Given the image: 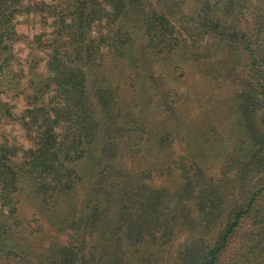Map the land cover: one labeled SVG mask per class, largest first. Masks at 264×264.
I'll return each mask as SVG.
<instances>
[{
	"label": "trees",
	"instance_id": "obj_1",
	"mask_svg": "<svg viewBox=\"0 0 264 264\" xmlns=\"http://www.w3.org/2000/svg\"><path fill=\"white\" fill-rule=\"evenodd\" d=\"M20 15L41 31L19 33ZM212 45L248 75L219 135L203 100L215 89L162 80L216 70ZM10 93L26 101L20 113ZM195 100L199 120L179 133L176 101ZM5 123L29 146L10 142ZM175 171L176 192L156 184ZM25 191L38 199L33 219L46 215L64 244L27 242ZM178 233L175 264H264V0H0V264H150Z\"/></svg>",
	"mask_w": 264,
	"mask_h": 264
},
{
	"label": "rangeland",
	"instance_id": "obj_2",
	"mask_svg": "<svg viewBox=\"0 0 264 264\" xmlns=\"http://www.w3.org/2000/svg\"><path fill=\"white\" fill-rule=\"evenodd\" d=\"M16 27L19 33L24 34L28 36V38H30L34 34L39 33L43 26L37 16L27 17L25 15H20L17 18ZM210 48L215 49L217 56H220L214 61L217 67L216 70L212 69L213 66L206 65V70L204 67V70L203 68H199L200 71L190 72L186 79H183L182 77L177 75V79L173 81L170 80L166 75L165 77H162V80L167 87H175V90L180 93L186 92L189 89H215L212 92V96L205 94L203 90L202 93H204L203 100L208 105H205L204 109L207 111L209 119L210 112L212 111V122L221 125V127L217 129L216 133L217 135H219L224 128L225 119H228L226 118L227 116L225 117L222 114L223 110L227 107V105L230 106L231 103L229 99L234 97V95L237 93V90L240 89V81L243 79L248 80V75L246 74V72L244 73V70L246 68L244 60L243 64H241L239 60H237V54L232 53V51L228 47L220 50L219 46L212 45L210 46ZM14 50L16 51L17 56L20 59L21 66L25 71H27L29 69V64L27 62L29 48L27 44L22 41L17 42L14 44ZM38 54L44 60V54L40 52H38ZM227 59H229V61ZM43 60L39 64V67L42 70L44 69ZM220 68L222 70H220L219 73H215ZM26 77H28V74H26ZM4 99L15 105L14 111L16 113H20V111L25 107L26 104V101L23 97H14L12 93L6 95ZM221 99H223L224 102H221ZM176 108L177 114L175 113V115L173 116L172 122L178 128L179 133H181V130L184 131L187 125L190 124L191 120H194L193 125L194 122H197L199 120L197 118V114L199 113L200 106L197 105L196 100L193 102L191 101L190 106L187 108L181 105V102L176 101ZM226 110H228V107L226 108ZM2 129L4 135L10 142L16 143L23 147L29 146V143L24 137V130L17 123H5ZM223 136H229L227 130L226 133L223 134ZM176 146L178 149H180L178 144H176ZM207 173L208 177L212 178L216 176L212 171H208ZM173 175L174 176L168 180L164 178L156 179V184H162L171 192H176L181 183L179 178L181 174L179 171H175V174ZM76 188L77 189L74 192V199H72L75 201V203H77V205H79V209L82 205V197L85 186L80 184ZM20 201V208L24 211L23 218H25L26 221H28L31 225V227H29V230L32 233V236H30V239H28L27 237L26 239L34 249L43 248V251H45V249L53 242L64 244V242L67 240L65 233L60 230H55L50 225L46 215L40 216L42 219L40 223H37L38 220L36 217H34L36 220L33 219L32 213L34 212V209L36 210L34 206L38 201L35 196H32L27 191H25L21 193ZM51 211L52 208H50L47 216L49 215V213H51ZM218 224L219 222H217V226ZM241 236H243L242 232L237 235V244L241 240ZM185 238L186 237L182 236V234L180 233L173 234L171 237H168L167 240H163L166 243L162 244L161 247L154 245V248L158 252L159 259L154 256L152 258V263L150 264H175L174 259L176 258L177 254H179V249L185 248ZM159 250L162 251V255L164 256L163 258H161V260V252ZM128 251L131 252L132 249L129 248Z\"/></svg>",
	"mask_w": 264,
	"mask_h": 264
}]
</instances>
